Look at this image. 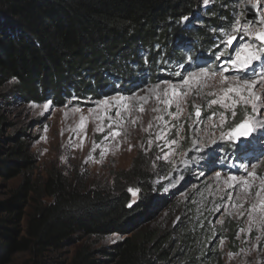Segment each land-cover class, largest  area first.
I'll list each match as a JSON object with an SVG mask.
<instances>
[{
  "label": "trees",
  "instance_id": "obj_1",
  "mask_svg": "<svg viewBox=\"0 0 264 264\" xmlns=\"http://www.w3.org/2000/svg\"><path fill=\"white\" fill-rule=\"evenodd\" d=\"M203 1L0 0V88L13 82L10 91L25 102L99 98L104 87L117 92L135 74L155 77L187 56L198 62L235 8V0H213L202 12ZM21 137L0 145V180L20 179L0 202V261L28 251L22 264H44L75 240L117 235L122 239L109 247L80 246L69 264H224L195 193L172 203L156 224L162 185L152 170L135 161L107 187L88 188L59 171L41 180L29 137ZM229 228L236 245L237 227Z\"/></svg>",
  "mask_w": 264,
  "mask_h": 264
},
{
  "label": "rangeland",
  "instance_id": "obj_2",
  "mask_svg": "<svg viewBox=\"0 0 264 264\" xmlns=\"http://www.w3.org/2000/svg\"><path fill=\"white\" fill-rule=\"evenodd\" d=\"M212 3L213 0L203 1L201 11ZM234 5L230 24L221 23L219 33L213 34L221 37L214 38L216 45L207 51L203 62L187 56L179 65L162 67L155 77L135 74L117 92L106 86L99 98L57 100L44 96L42 101L25 102L12 94L13 82L0 88V116L5 121L0 125V145L8 146L13 138L28 136L39 179L59 171L69 178L81 177L88 188L111 186L117 174L130 170L137 161L152 170L162 185L157 196L160 206L155 212L159 218L156 224L166 220L172 203L195 193L198 217L204 218L201 213L206 212L210 215L209 225L224 264H264V80L254 89L260 97L259 101L253 100L257 105L255 113L251 105L233 106L224 99L227 88L239 86L247 78L244 70L227 63L234 58V49L243 43L259 42L239 33L231 47L222 43L236 21L242 26L251 25L255 31L264 28L260 23L264 19V0L259 4L257 0H235ZM246 5L257 9L259 20H247ZM194 23L202 25L201 19ZM177 36L179 40L183 35ZM194 39L185 41L190 44ZM221 51L225 54L217 58ZM204 67L209 75L199 86L189 88L181 83ZM221 67L227 71H221ZM247 71L251 72V68ZM173 86L180 92L187 90V94L173 98L169 107L163 101L165 92L171 98ZM213 99L224 101L225 106L211 104ZM197 108L199 116L195 114ZM118 110L120 115L116 116ZM245 117L251 118L255 131L242 143L228 139L230 130ZM117 131L119 135H112ZM225 153L229 157L222 161ZM19 183L20 179L0 180V202ZM229 227H237L236 245L230 241ZM121 239L112 235L97 241L75 240L61 255H47L42 261L69 264L75 251L86 243L98 249ZM29 258L28 251H16L0 264H22Z\"/></svg>",
  "mask_w": 264,
  "mask_h": 264
},
{
  "label": "snow or ice",
  "instance_id": "obj_3",
  "mask_svg": "<svg viewBox=\"0 0 264 264\" xmlns=\"http://www.w3.org/2000/svg\"><path fill=\"white\" fill-rule=\"evenodd\" d=\"M205 3H208V0H204ZM259 4V0H257ZM262 25H264V19L260 21ZM243 33L245 36L250 37L252 40L258 41L259 44H252V43H243L242 45L238 46L234 49V58H230L227 63H230L235 69L237 70H244L246 73L247 78L242 81L239 86L227 88L225 90V97L224 99L229 102V104L235 106L236 104H243L245 107L251 105L252 111L255 113L257 110L256 103H253V100L259 101L260 97L257 96L254 92L255 86L259 81L264 80V28L259 31H255L252 29L251 25H240L239 21H236V25L233 29L225 33L226 39L222 40L227 47H231L233 42L237 38V34ZM225 53L221 51L217 58L223 56ZM254 64H257L258 67H252ZM251 68V72L247 70ZM221 71H227L226 68L221 67ZM209 75V70L207 67L201 68L200 73H190L187 77H185L181 83L184 85H188L189 88L192 86H199L201 81L206 79ZM214 75V73H213ZM225 81L227 78H224ZM247 93V95H245ZM187 90L184 92H180L175 86L171 89V98L169 94L165 92L166 99L163 101L169 107L171 106L173 98L180 95H186ZM211 104H220L222 107L225 106L224 101L213 99L210 101ZM106 107H108L107 100L104 101ZM48 107V104H45V108ZM119 108V106H118ZM125 111L128 109L125 107ZM140 111H143V108H140ZM153 111H157V109H153ZM196 116L200 115L199 108L196 109L195 112ZM120 115V111L116 112V116ZM232 115L235 116V110L233 107ZM111 120V117H108ZM84 118H81V125H85ZM135 123V121H133ZM111 127V124H109ZM255 131V127L252 124L250 117H245L239 124L235 125L230 132L228 133V139L234 140L236 143H239L240 138H247ZM119 131L112 133V135H119ZM175 141H173L174 143ZM250 175L255 176V173H250ZM235 177H232V180H235ZM247 183V182H244ZM130 192H133L132 189H129ZM133 194H135L133 192ZM131 206V205H129Z\"/></svg>",
  "mask_w": 264,
  "mask_h": 264
},
{
  "label": "water",
  "instance_id": "obj_4",
  "mask_svg": "<svg viewBox=\"0 0 264 264\" xmlns=\"http://www.w3.org/2000/svg\"><path fill=\"white\" fill-rule=\"evenodd\" d=\"M245 11L247 12V20L257 21L260 19L258 12H257V9L253 5H246ZM233 44H234V42H233ZM243 139L244 138L241 137L239 143H242L241 140H243Z\"/></svg>",
  "mask_w": 264,
  "mask_h": 264
}]
</instances>
